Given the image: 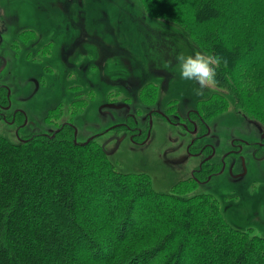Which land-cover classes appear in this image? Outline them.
<instances>
[{
	"label": "trees",
	"instance_id": "16d2710c",
	"mask_svg": "<svg viewBox=\"0 0 264 264\" xmlns=\"http://www.w3.org/2000/svg\"><path fill=\"white\" fill-rule=\"evenodd\" d=\"M140 1L220 58L225 92L209 109L233 104L264 128V0ZM75 138L71 120L17 141L0 134V264H264V236L234 227L211 192L188 195V179L156 190L148 173L118 170L95 138Z\"/></svg>",
	"mask_w": 264,
	"mask_h": 264
},
{
	"label": "rangeland",
	"instance_id": "374dc122",
	"mask_svg": "<svg viewBox=\"0 0 264 264\" xmlns=\"http://www.w3.org/2000/svg\"><path fill=\"white\" fill-rule=\"evenodd\" d=\"M197 50L203 51L182 27L150 16L140 0H0V84L11 92V107L1 111L5 118L0 114V134L17 141L33 132L51 133L71 120L77 140L96 135L118 170L148 173L159 191L188 179L193 186L188 195L211 192L234 227L253 228L264 236V157L255 159L245 151L242 167L235 160L234 173L247 169L246 176L235 179L226 169L198 183L191 170L199 158L185 153L189 131L158 114L147 141L136 135L131 140L130 130L111 127L132 124L130 112L146 131L144 115L152 108L168 109L172 118L177 108L180 115L198 108L213 133L225 140L219 145L215 134L208 138L218 143V151L230 147L227 140L235 135L259 138L254 133L264 128L233 104L209 109L217 101L209 97L224 88L205 89L199 96L198 83L181 78L176 57ZM148 83L157 88L152 99L150 92L139 95ZM16 108L26 119L17 113L18 121L12 123ZM20 123L24 125L18 128ZM183 153L187 159H181ZM111 199L114 205L104 211L113 216L119 197Z\"/></svg>",
	"mask_w": 264,
	"mask_h": 264
},
{
	"label": "flooded vegetation",
	"instance_id": "af4514ba",
	"mask_svg": "<svg viewBox=\"0 0 264 264\" xmlns=\"http://www.w3.org/2000/svg\"><path fill=\"white\" fill-rule=\"evenodd\" d=\"M6 85V84H0ZM0 86V87H1ZM9 87V86H8ZM8 98L9 103L7 105L0 104V114L5 118V113L1 112L3 110H7L11 107V92L10 87L8 89ZM118 107L119 105H114ZM177 112H174L173 118L170 116V111L168 109L161 110L160 108H152L148 110V113L144 115L145 119L148 120V128L146 131L139 127V118L136 116L135 113H130L128 118H132L130 125L128 122L117 123L119 127H123L131 131L130 138L131 140L134 139L135 135L139 137H143L142 141H147L150 137L151 127L153 123L154 114H158V116L163 117L167 122L180 126L181 128L189 131L192 134L190 138V142L187 144L186 147V154L188 156H196L199 158L198 163H196L192 170L191 176L196 180L198 183H206L208 182L214 175L219 173H223L226 169L229 170L231 176L235 179L239 177H244L247 175V169H240V173L235 172L236 166V159L238 160L237 165L242 167V160L244 159V152L247 151L250 153L255 159H261L264 157V130L258 128L257 131L254 133L255 135H259L257 139H248L243 136L235 135L230 137L227 142L229 143L230 147L224 149L222 151H218L217 145L218 143H214L213 140L217 139L219 145L222 144L223 140L222 136H217L216 132L213 133V127L211 123L208 122L206 116L203 112L198 108H188L187 112L180 115ZM26 115L25 112L21 109H15L10 121L12 123H17L18 114ZM26 119L24 117L23 121ZM66 122V121H64ZM64 122L62 124H64ZM24 124L20 123L18 128L23 126ZM118 126V125H117ZM260 127V126H259ZM254 130V129H253ZM33 133H49V132H33ZM214 135L213 140H208L210 136ZM30 135V134H28ZM22 137V136H21ZM20 138V136H19ZM95 138V137H94ZM224 145V144H223ZM249 147V148H246ZM183 153L181 159H187L188 157L185 156Z\"/></svg>",
	"mask_w": 264,
	"mask_h": 264
},
{
	"label": "clouds",
	"instance_id": "9594fccd",
	"mask_svg": "<svg viewBox=\"0 0 264 264\" xmlns=\"http://www.w3.org/2000/svg\"><path fill=\"white\" fill-rule=\"evenodd\" d=\"M176 60L181 78L198 83L199 88L195 89L196 95H204L205 89H216L217 68L221 63L218 56L197 50L189 55L180 53Z\"/></svg>",
	"mask_w": 264,
	"mask_h": 264
},
{
	"label": "water",
	"instance_id": "95a60500",
	"mask_svg": "<svg viewBox=\"0 0 264 264\" xmlns=\"http://www.w3.org/2000/svg\"><path fill=\"white\" fill-rule=\"evenodd\" d=\"M116 125H119V124H115V125H113V126H111V127H114V126H116ZM96 135H94V136H90L89 138H87L85 141H83L82 143H87L88 141H90L91 139H93L94 137H95ZM75 141L77 142V138H75Z\"/></svg>",
	"mask_w": 264,
	"mask_h": 264
}]
</instances>
